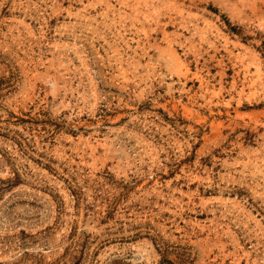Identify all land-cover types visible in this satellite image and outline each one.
Here are the masks:
<instances>
[{
    "label": "rangeland",
    "instance_id": "obj_1",
    "mask_svg": "<svg viewBox=\"0 0 264 264\" xmlns=\"http://www.w3.org/2000/svg\"><path fill=\"white\" fill-rule=\"evenodd\" d=\"M0 264H264V0H0Z\"/></svg>",
    "mask_w": 264,
    "mask_h": 264
}]
</instances>
